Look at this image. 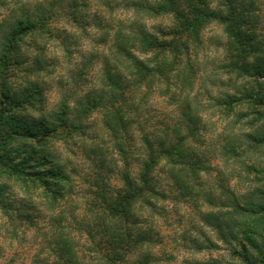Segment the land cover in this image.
Returning a JSON list of instances; mask_svg holds the SVG:
<instances>
[{"label": "clouds", "instance_id": "obj_1", "mask_svg": "<svg viewBox=\"0 0 264 264\" xmlns=\"http://www.w3.org/2000/svg\"><path fill=\"white\" fill-rule=\"evenodd\" d=\"M0 264H264V0H0Z\"/></svg>", "mask_w": 264, "mask_h": 264}]
</instances>
